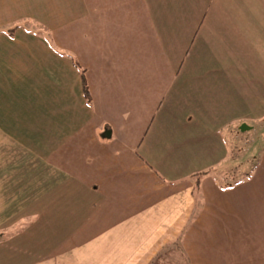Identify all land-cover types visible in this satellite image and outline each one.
Returning <instances> with one entry per match:
<instances>
[{
  "label": "crops",
  "instance_id": "obj_1",
  "mask_svg": "<svg viewBox=\"0 0 264 264\" xmlns=\"http://www.w3.org/2000/svg\"><path fill=\"white\" fill-rule=\"evenodd\" d=\"M0 264H264V0H0Z\"/></svg>",
  "mask_w": 264,
  "mask_h": 264
},
{
  "label": "rangeland",
  "instance_id": "obj_2",
  "mask_svg": "<svg viewBox=\"0 0 264 264\" xmlns=\"http://www.w3.org/2000/svg\"><path fill=\"white\" fill-rule=\"evenodd\" d=\"M240 129H242V127ZM255 129L256 132L255 130H251L240 134L238 145L234 142V137H232L230 134L226 133L224 135L229 149L233 148V156L229 160L228 164L219 170V173L233 174L236 171V173L240 174H250L253 172L256 162L259 158L258 155V158L256 159L255 156H253V153L256 151L255 147H257L259 144V134L257 133L258 128L255 127Z\"/></svg>",
  "mask_w": 264,
  "mask_h": 264
},
{
  "label": "trees",
  "instance_id": "obj_3",
  "mask_svg": "<svg viewBox=\"0 0 264 264\" xmlns=\"http://www.w3.org/2000/svg\"><path fill=\"white\" fill-rule=\"evenodd\" d=\"M84 89H85L86 99H87L88 103H91L90 92L88 90V87H87V84H86V81L85 80H84ZM196 184H198V181L196 182Z\"/></svg>",
  "mask_w": 264,
  "mask_h": 264
}]
</instances>
